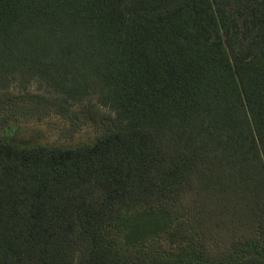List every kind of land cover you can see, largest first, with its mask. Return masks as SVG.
<instances>
[{"label": "trees", "instance_id": "16d2710c", "mask_svg": "<svg viewBox=\"0 0 264 264\" xmlns=\"http://www.w3.org/2000/svg\"><path fill=\"white\" fill-rule=\"evenodd\" d=\"M0 264H264V0H0Z\"/></svg>", "mask_w": 264, "mask_h": 264}, {"label": "rangeland", "instance_id": "374dc122", "mask_svg": "<svg viewBox=\"0 0 264 264\" xmlns=\"http://www.w3.org/2000/svg\"><path fill=\"white\" fill-rule=\"evenodd\" d=\"M18 85L17 80H12L9 87L15 89ZM32 90L45 91V85L35 81L28 85ZM84 102V101H83ZM90 100L85 102L88 105ZM95 103L94 101H92ZM79 103L76 105L78 109ZM101 110H107L101 107ZM81 122V121H80ZM70 119H65L55 112H51L42 120L31 118L26 120L23 116L18 120H13L4 130L8 136H13L20 141H48L52 143H76L91 139L100 128L91 122H86L80 125Z\"/></svg>", "mask_w": 264, "mask_h": 264}]
</instances>
